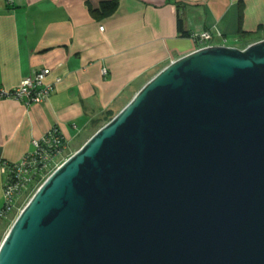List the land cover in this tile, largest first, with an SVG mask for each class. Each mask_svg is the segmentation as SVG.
<instances>
[{
    "label": "water",
    "instance_id": "1",
    "mask_svg": "<svg viewBox=\"0 0 264 264\" xmlns=\"http://www.w3.org/2000/svg\"><path fill=\"white\" fill-rule=\"evenodd\" d=\"M0 264H264V40L148 80L36 190Z\"/></svg>",
    "mask_w": 264,
    "mask_h": 264
},
{
    "label": "crops",
    "instance_id": "2",
    "mask_svg": "<svg viewBox=\"0 0 264 264\" xmlns=\"http://www.w3.org/2000/svg\"><path fill=\"white\" fill-rule=\"evenodd\" d=\"M108 1L0 0V89L42 69L54 84L38 105L0 99V210L1 166L30 153L34 140L55 128L67 147L83 145L148 80L196 50L194 33L243 50L239 30L264 26V0H118L109 17L94 14ZM177 16L188 37L177 31Z\"/></svg>",
    "mask_w": 264,
    "mask_h": 264
},
{
    "label": "built area",
    "instance_id": "3",
    "mask_svg": "<svg viewBox=\"0 0 264 264\" xmlns=\"http://www.w3.org/2000/svg\"><path fill=\"white\" fill-rule=\"evenodd\" d=\"M190 38L196 45L195 51L212 47L213 37L208 31L194 33ZM49 74V69H42L22 79L15 89H0V99L22 102L27 106L44 103L53 91L54 84L45 83ZM58 81L56 79L55 83ZM32 147L33 150L18 162L3 163L1 166L3 206L0 223L11 216L16 209V202L44 178L67 145L59 131L53 128L40 139L34 140Z\"/></svg>",
    "mask_w": 264,
    "mask_h": 264
},
{
    "label": "rangeland",
    "instance_id": "4",
    "mask_svg": "<svg viewBox=\"0 0 264 264\" xmlns=\"http://www.w3.org/2000/svg\"><path fill=\"white\" fill-rule=\"evenodd\" d=\"M264 40V35L262 37ZM260 40V41H262ZM259 41H254L252 39H247L245 42H243L242 44H240L239 46L242 49H245L246 47H248L249 45H252L254 43H257ZM233 42L229 41L226 43V46L232 45ZM234 45V44H233ZM115 116V115H114ZM110 115L106 117V119H104V121H101L100 124H98L93 133H95L98 129H100L103 125H105L107 123V120L109 119ZM82 145H71L68 146L64 149V151L62 152V155L55 161V163L53 164V166H51L48 170V172L46 173V175L44 176V178L35 185V187H33L32 189H30L26 194H24L16 203V209L14 210V212L11 214V216L5 220L2 221L0 223V244L3 241L4 237L6 236L9 228L11 227L12 223L14 222V220L16 219V217L18 216V214L20 213V211L25 207V205L28 203V201L31 199V197L33 196V194L36 192V190L42 185V183L63 163L65 162L68 158H70L76 151H78L81 148Z\"/></svg>",
    "mask_w": 264,
    "mask_h": 264
},
{
    "label": "trees",
    "instance_id": "5",
    "mask_svg": "<svg viewBox=\"0 0 264 264\" xmlns=\"http://www.w3.org/2000/svg\"><path fill=\"white\" fill-rule=\"evenodd\" d=\"M118 5V0H111L108 2H102L99 6V9L97 11L94 12V14H97L101 17H109L110 15H112ZM93 14V11H92ZM176 26H177V31L184 37H188L189 35L183 32L182 29V20L179 16H177V20H176ZM264 35V26L263 25H259L254 31L251 32H244L239 30L238 32V36L240 39L243 40H247V39H252L254 41H260L262 40ZM114 117L113 114L110 115L109 119L107 120V122H109L112 118Z\"/></svg>",
    "mask_w": 264,
    "mask_h": 264
}]
</instances>
